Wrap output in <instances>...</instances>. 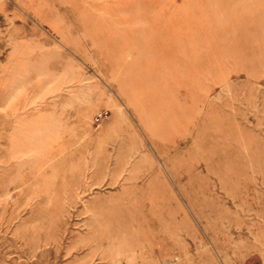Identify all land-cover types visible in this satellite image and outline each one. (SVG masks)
<instances>
[{"label": "rangeland", "instance_id": "1", "mask_svg": "<svg viewBox=\"0 0 264 264\" xmlns=\"http://www.w3.org/2000/svg\"><path fill=\"white\" fill-rule=\"evenodd\" d=\"M0 264H264V0H0Z\"/></svg>", "mask_w": 264, "mask_h": 264}]
</instances>
